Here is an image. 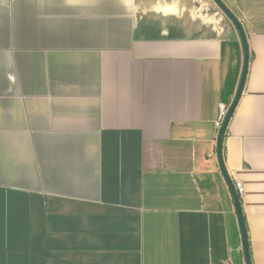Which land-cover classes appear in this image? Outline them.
I'll return each mask as SVG.
<instances>
[{
	"label": "crops",
	"instance_id": "0c3cea01",
	"mask_svg": "<svg viewBox=\"0 0 264 264\" xmlns=\"http://www.w3.org/2000/svg\"><path fill=\"white\" fill-rule=\"evenodd\" d=\"M222 1L264 264V0ZM244 61L215 0H0V264H247Z\"/></svg>",
	"mask_w": 264,
	"mask_h": 264
},
{
	"label": "water",
	"instance_id": "95a60500",
	"mask_svg": "<svg viewBox=\"0 0 264 264\" xmlns=\"http://www.w3.org/2000/svg\"><path fill=\"white\" fill-rule=\"evenodd\" d=\"M215 1L219 4V6L231 18V20L234 22L236 27L239 29L240 34H241L242 39H243V46H244V60L245 61H244L243 74L241 77V81H240L236 96H235V98H234V100L230 106L228 114H227V116L224 120V123L222 125V128L219 132V136H218V140H217V147H218L217 150H218V157L220 160V164L222 167L223 174L228 181V184L232 190L234 199L236 201L240 225L242 228L243 244H244V251H245L247 264H252L251 257H250V247H249L248 234H247V230H246V226H245V222H244V216H243V212H242L240 196L236 190V187H235L231 177L229 176V173L227 171V168H226L225 163H224V158H223V143H224V138L226 135V130L228 128L229 122H230V120L234 114V111H235V109H236V107L240 101V98L242 96V93L244 91V86H245L246 77H247V73H248V69H249V63H250V49H249L247 35H246V32L244 30V27H243L241 21L238 19V17L230 10V8L222 0H215Z\"/></svg>",
	"mask_w": 264,
	"mask_h": 264
},
{
	"label": "built area",
	"instance_id": "2783aa9c",
	"mask_svg": "<svg viewBox=\"0 0 264 264\" xmlns=\"http://www.w3.org/2000/svg\"><path fill=\"white\" fill-rule=\"evenodd\" d=\"M230 106H231V104H221L220 117H219L218 122H217L218 134L222 128V125H223L224 120L228 114ZM235 187H236V190H237L239 196L244 193V185L242 182H236Z\"/></svg>",
	"mask_w": 264,
	"mask_h": 264
}]
</instances>
